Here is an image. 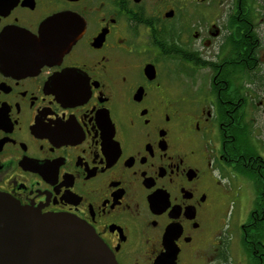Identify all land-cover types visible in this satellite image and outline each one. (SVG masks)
Segmentation results:
<instances>
[{"label":"flooded vegetation","instance_id":"obj_1","mask_svg":"<svg viewBox=\"0 0 264 264\" xmlns=\"http://www.w3.org/2000/svg\"><path fill=\"white\" fill-rule=\"evenodd\" d=\"M264 264V0H0V193L118 264H227L226 181Z\"/></svg>","mask_w":264,"mask_h":264},{"label":"water","instance_id":"obj_2","mask_svg":"<svg viewBox=\"0 0 264 264\" xmlns=\"http://www.w3.org/2000/svg\"><path fill=\"white\" fill-rule=\"evenodd\" d=\"M154 264H177L179 247L167 230ZM0 264H118L95 229L72 214H44L0 193Z\"/></svg>","mask_w":264,"mask_h":264},{"label":"rangeland","instance_id":"obj_3","mask_svg":"<svg viewBox=\"0 0 264 264\" xmlns=\"http://www.w3.org/2000/svg\"><path fill=\"white\" fill-rule=\"evenodd\" d=\"M244 191L241 196L236 194L239 193V184L237 179L233 182L226 181L228 189L230 190L231 197L227 199L224 209V236L227 240L230 250L226 255L227 264H251V259H246L244 256L247 255L246 250L243 252V239L241 238L242 231L239 227L241 223H244L247 216V209L249 208V194L247 192L248 184L243 180ZM242 248V249H241ZM222 264V263H220Z\"/></svg>","mask_w":264,"mask_h":264}]
</instances>
